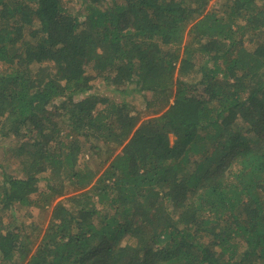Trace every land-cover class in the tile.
<instances>
[{
	"label": "trees",
	"instance_id": "1",
	"mask_svg": "<svg viewBox=\"0 0 264 264\" xmlns=\"http://www.w3.org/2000/svg\"><path fill=\"white\" fill-rule=\"evenodd\" d=\"M4 142L0 264H264V0H0Z\"/></svg>",
	"mask_w": 264,
	"mask_h": 264
},
{
	"label": "rangeland",
	"instance_id": "2",
	"mask_svg": "<svg viewBox=\"0 0 264 264\" xmlns=\"http://www.w3.org/2000/svg\"><path fill=\"white\" fill-rule=\"evenodd\" d=\"M220 1H215L212 5L214 7L215 10H218L220 8V6H218V3ZM93 93L99 95L100 97H107V98H110L111 100H114L116 102L118 101H121V100H124V101H127V103L129 104V106L131 108H134L136 110H140L141 108V100L139 98V96L136 94V93H127L126 95L124 94H118L114 91H111L109 89H105L104 86L99 82V81H96L95 82V88L93 90ZM10 147V142H4L2 145H1V150L0 152H3L6 153V151L9 149ZM6 155V154H5ZM87 157V156H86ZM2 158H4L6 160V162L8 163V166L10 168L9 172H12V171H17V165L14 163L13 160L11 159H8V157L6 156H3ZM3 159V160H4ZM33 212H36L35 210ZM35 214V213H34ZM31 219H26L25 222L28 224L30 223ZM18 223V222H17ZM120 243H124V240L121 239L120 240Z\"/></svg>",
	"mask_w": 264,
	"mask_h": 264
}]
</instances>
